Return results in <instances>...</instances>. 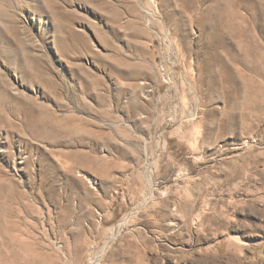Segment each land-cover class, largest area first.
Returning a JSON list of instances; mask_svg holds the SVG:
<instances>
[{
  "label": "rangeland",
  "instance_id": "374dc122",
  "mask_svg": "<svg viewBox=\"0 0 264 264\" xmlns=\"http://www.w3.org/2000/svg\"><path fill=\"white\" fill-rule=\"evenodd\" d=\"M4 86L0 264H264V0H0Z\"/></svg>",
  "mask_w": 264,
  "mask_h": 264
},
{
  "label": "bare ground",
  "instance_id": "6f19581e",
  "mask_svg": "<svg viewBox=\"0 0 264 264\" xmlns=\"http://www.w3.org/2000/svg\"><path fill=\"white\" fill-rule=\"evenodd\" d=\"M8 89L7 86H4L3 90L0 92V111H4L7 107L8 102ZM0 117L3 118L4 115L0 113ZM56 129L51 130L50 132L53 133ZM1 222V219H0Z\"/></svg>",
  "mask_w": 264,
  "mask_h": 264
}]
</instances>
